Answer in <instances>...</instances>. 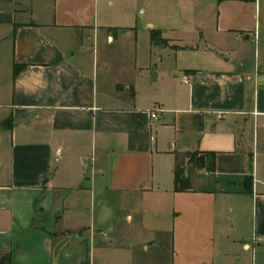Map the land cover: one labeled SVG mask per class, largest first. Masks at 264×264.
<instances>
[{"label":"crops","instance_id":"crops-1","mask_svg":"<svg viewBox=\"0 0 264 264\" xmlns=\"http://www.w3.org/2000/svg\"><path fill=\"white\" fill-rule=\"evenodd\" d=\"M186 6L173 48L193 57L187 96L152 107L100 59L103 36L117 37L101 32L97 1L0 0V260L65 264L79 237L89 251L77 264H234L239 244L264 264V0ZM191 153L215 154V172L192 170L177 193L170 155ZM67 191L116 198L125 223L110 236L104 218L62 229L60 208H77ZM250 217L236 241L228 224Z\"/></svg>","mask_w":264,"mask_h":264},{"label":"rangeland","instance_id":"rangeland-1","mask_svg":"<svg viewBox=\"0 0 264 264\" xmlns=\"http://www.w3.org/2000/svg\"><path fill=\"white\" fill-rule=\"evenodd\" d=\"M95 1L98 2V24L100 27L107 28L101 32L103 34L111 32L114 37H117L116 42L112 44L106 36H103L99 47L100 59H106L109 56L110 77L130 83L135 95L133 103L138 102L152 107L164 103L168 107H174V100L170 93L180 98L187 96V86L181 83V79L186 72L184 67L190 64L193 57L183 55L173 47L181 45V32L177 30L180 31L178 28L182 26L184 17L190 14L185 13L188 11L186 4L192 0ZM150 26L154 28L151 29ZM159 30L162 42L153 45L152 34ZM87 46L92 49L91 43L88 42ZM100 64L102 65V62ZM125 65L129 66L130 72L120 71V68ZM163 151L170 152L168 144L164 146ZM170 156H173L174 174L177 155ZM61 196V200L69 205L70 203L77 205L76 210H69L66 205L60 208L63 218L60 224L62 229L79 231L90 227L91 222L100 226L101 218H104L105 225L97 229H102L106 235L110 236L109 227H121L125 223L123 214L118 210V200L114 197H105L103 200L96 198L91 204L89 198L79 199L69 191L62 192ZM102 201L106 205L104 210L101 209ZM226 208L229 209L230 204ZM250 224L251 217L243 223V226L240 228L237 226L233 231L234 225L229 223L228 233L236 237V241H242L240 239L249 234ZM97 239L100 238L97 237ZM248 242L252 245L251 240ZM222 249L226 247L222 246ZM88 251L89 245L86 241L79 237L73 238L66 249V252H70V259L63 260L64 257H62V263L77 264L81 258L88 255ZM237 253L234 264H253L254 257L244 253L241 244L237 247Z\"/></svg>","mask_w":264,"mask_h":264},{"label":"trees","instance_id":"trees-1","mask_svg":"<svg viewBox=\"0 0 264 264\" xmlns=\"http://www.w3.org/2000/svg\"><path fill=\"white\" fill-rule=\"evenodd\" d=\"M227 0H218V3H222ZM240 1H250V0H240ZM162 42L160 38V32H153L152 43L160 44ZM23 65H15L14 76L16 77L22 70ZM216 169V155L213 153L200 154L191 153L187 154L185 157L176 159V167L174 170L175 176V192L184 193L192 189V184L188 176L189 172L192 170L205 171L208 173L215 172ZM245 190L244 193L251 194L253 188V178L247 177L244 181ZM0 264H12L9 256L3 257L0 260Z\"/></svg>","mask_w":264,"mask_h":264},{"label":"built area","instance_id":"built-area-1","mask_svg":"<svg viewBox=\"0 0 264 264\" xmlns=\"http://www.w3.org/2000/svg\"><path fill=\"white\" fill-rule=\"evenodd\" d=\"M189 80H190L189 77H183L182 78V83L183 84H188L189 83ZM151 117H152V119H157V115L156 114H152Z\"/></svg>","mask_w":264,"mask_h":264}]
</instances>
